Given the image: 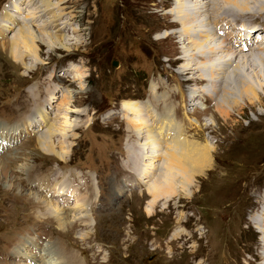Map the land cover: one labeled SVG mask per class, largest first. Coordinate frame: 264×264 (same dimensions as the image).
I'll use <instances>...</instances> for the list:
<instances>
[{
    "label": "rangeland",
    "instance_id": "374dc122",
    "mask_svg": "<svg viewBox=\"0 0 264 264\" xmlns=\"http://www.w3.org/2000/svg\"><path fill=\"white\" fill-rule=\"evenodd\" d=\"M10 1L0 0V25L9 19L10 26L0 28V264H43L48 249L53 251L48 259L62 255L69 260L67 255H75L79 264H259L261 234L251 219L255 209L261 221L264 217V116L260 113L264 108L234 109L225 120L215 111L216 98L202 94L196 101L194 94L198 95L202 84L206 89V84L191 81L198 80L193 78L198 74L183 73L185 44L190 43L176 11L180 3H186L184 10L192 13V4L205 0H61L64 12L57 10L62 18L51 31L56 36L63 32L60 29H67L63 43L68 49L38 41L39 59L21 47L24 63L11 51L18 30L30 27L38 40L48 36L41 33L40 19L31 17L29 0L14 1L9 10L13 11L6 13ZM217 1V8L199 12L197 19H205L206 29L226 44L218 25L227 20L234 28L240 14L235 15L234 5ZM252 7L259 9V5ZM216 9L222 12L215 13ZM257 13L245 12L240 19ZM230 40L238 41V37ZM235 43L238 53L243 43ZM252 46L236 59L258 50ZM232 68L224 72L230 75L227 83ZM241 70V76L248 71ZM232 82L228 86L236 89ZM142 100L150 103L155 115L177 117L183 125L181 136L200 145L211 144L213 161L203 166L202 174H186L173 167L166 148L173 138L154 148L157 144H148L146 132L138 137L132 122L143 115L133 110L131 114L129 105L144 104ZM32 115L39 119L30 120ZM24 119L28 127L22 126L16 136L7 135L5 128ZM149 121L156 131L158 124ZM36 126L42 129L34 131ZM41 135L52 140L64 157L39 149ZM155 152L160 153L157 169L149 168ZM122 153L129 157L121 167ZM133 156L142 160L143 170L133 169L136 165L129 159ZM160 166L162 177L174 181L176 193L151 203L147 181L154 182ZM71 171H81L83 183L92 185L87 190L80 185L81 195L89 199L76 193L44 198L46 184H29L54 174L58 180L63 172V181L52 183L71 185ZM180 180L188 183L187 190L182 185L178 188ZM50 199L67 211V217L60 220L51 215L55 211L47 207ZM82 199L88 212L76 210ZM74 216L83 217L72 222ZM46 248L48 253L43 251Z\"/></svg>",
    "mask_w": 264,
    "mask_h": 264
},
{
    "label": "bare ground",
    "instance_id": "6f19581e",
    "mask_svg": "<svg viewBox=\"0 0 264 264\" xmlns=\"http://www.w3.org/2000/svg\"><path fill=\"white\" fill-rule=\"evenodd\" d=\"M14 1H16V0L10 1V3H8L6 13L13 11V10H11V11H9V10L12 9L10 7L13 6ZM29 1L30 2H28V4H30V6L28 5L27 7L32 8V10H31L32 14L30 13V15H32L31 17H33L34 20H36V21H38L40 19L41 23H39L38 26L42 30L41 33L43 32L44 35L48 36V39L40 38V40H38L37 37L34 36L33 31L31 29H29L30 27H28V28L22 27L21 29H19L18 32L13 36V39L11 40L12 41L11 51H12L13 55L15 54L16 57H18L20 60H22L21 61L22 63H24L23 59L25 56L24 55L25 52L23 49H25V51L28 52L29 54L30 53L33 54L35 59H39V57H40V54H41L40 45L41 44L45 45V43L46 44L50 43L51 46H60V47L68 49L67 44L63 43L64 38H65L63 32L67 31V29H60L63 32L60 31L61 33L55 34L56 36H54L52 31H51L53 29V27L57 24V21L59 20V18H62L57 13V10L59 11V13H60V11L62 13L64 12V8H62V6H60L62 4L61 0L59 2H54L53 0H29ZM180 1L181 0H178V3H180ZM225 1L228 4L234 5L237 8V9H235V12H236L235 15L238 16V13L240 14L239 17H236L233 24L231 23L234 28H231V25L230 26L228 25L227 20H224L225 23H223L222 25H218L219 31L218 30L217 31L219 33H222V35L224 36V41L226 40V42H227L226 44H223L217 38L219 35L216 38L214 37L215 35L211 31L212 29L211 30H208V28L206 29V26H207L206 22L207 21H205V19H203V20L197 19L198 16H200V13H203L204 11H208L210 8H217L216 7L217 6L216 3L218 2L217 0H214L211 2L209 0H205L204 2L200 1V2H196V3L192 4V13L188 12L189 10L188 11L184 10V9H187L186 3L185 4L180 3L178 5L176 13L178 15L177 16L178 21L183 24L182 31L183 30L185 31V36L188 37V40L190 43L189 45L185 44V46H186L185 50L188 53H184V55H183V73H185V74L192 73L193 75L198 74V76L193 77V78H197L198 80H191V81L196 82L198 85H201L202 83L206 84V89L202 88V87H205L202 84V87L200 88L198 95H202V94L208 95V97H210L211 99H214V100L216 98V105L214 107L215 111L219 112L221 114V116L225 120H227L232 116V111H234V109H241V108H244L245 106H247V107L249 106L252 109V108H255V106H257V105H260L261 107L264 108V82H263L264 81V42L261 40H259L257 42L254 41L257 38L256 33L261 34V31H263V29H264V1L263 0H224V2ZM202 2H203V5H202ZM255 5H259V7H258L259 9L254 8V7L250 8V6H255ZM179 7L180 8L183 7V11L180 10ZM24 8L26 10V7H24ZM230 8H232V7H230ZM221 9L224 10L223 8H221ZM258 10L263 11V13L262 12L257 13ZM244 11L246 13H252V14L257 13L258 15H254L252 17L248 16L246 19H244V18L240 19V16L242 14H245ZM4 12H5V10H4ZM220 12H222L220 9H216L215 13H220ZM232 12L230 11V13H232ZM28 13H27V15H28ZM14 14H16V13H14ZM259 17H261V18L257 19ZM6 19H7V17H6ZM217 20H218L217 18L214 20V24ZM6 22H7V24H4L2 26L0 25V28L2 27V28H5V30H7V28L10 27L8 25L9 19H7ZM241 22H244L250 26V30L248 31L247 34L241 33L240 30L242 28L239 26V24ZM12 24H14L13 21H12ZM67 25H68V22L64 21L62 26H65V28H66ZM235 26L236 27L238 26L237 27L238 29L235 28ZM226 27H228V28H226ZM58 28H61V27H58ZM239 36H241L242 38L239 39ZM41 37H42V35H41ZM237 37H238V41H241V43L244 44V45L240 44V46H243V49H240V51L238 53H237V51H238L237 48L233 49L236 46L235 42H238V41H231L230 40V38L231 39L233 38V40H236ZM258 37H260V35ZM38 41L40 42V45H38ZM252 45L256 46L254 48H258V50H256L253 53L247 54V55L245 54L244 56L241 57V59H236L237 55H243V51H245V53H246V51L249 50ZM21 47H23V49ZM233 50L235 52H233ZM250 51H251V49H250ZM232 62H234V63L232 64ZM232 65H233L232 73H231L232 77L229 80L231 82L232 81L236 82V85H234V86H236V89H233V87L231 88L228 86L231 82L227 83L228 82L227 76L230 77V75L224 73L226 71V69ZM242 68H246V70L248 69V71H245V73L242 72V76H241L240 70ZM241 71H243V70H241ZM239 76H241V77H239ZM196 83H194V84H196ZM232 84H233V82H232ZM150 89H151V85H150ZM208 90H210V91H208ZM211 91H213V93H211ZM230 95H232V97ZM217 98H219L218 101H217ZM125 106H127V105H125ZM45 109H46V105H45ZM129 110L131 111V114H133V111H134V113L137 112V113L143 115V117L141 119H139V121H136V122L133 121L132 122L133 128L136 129V131H138V133H137L138 137L143 138V135H145L147 133L146 135L148 136V144H151V145L157 144L156 145L157 147H154V148H162V147H160L163 144L162 140H164V139L170 140L173 138V140H171V142H169V144L166 145L167 156H169L171 158V160L175 163V165L171 164V165H173V167L175 166L176 168L182 170L186 174L189 173V171H191L193 173H199L200 172L202 174L203 166H206V164H209L211 161H213V148H212L211 144L209 142H205L203 145H200L199 142H197V141L188 140L189 138H187L186 136H181L180 130H182V132H183V125L179 124V122L177 121V119H178L177 117L174 118L170 114L169 115H160L159 114V116L155 115V110H152L151 106L146 102L144 104L141 103V105H137L136 103H135V106L129 105ZM260 113L263 114V116H264V112H260ZM38 114H39V117H41L40 115H43L42 110H40V113H38ZM146 114L148 115V117H146ZM29 118H30V120H32L34 118V120H36V121L39 119L35 115H32ZM46 118L47 117L45 116L44 118H40V119L45 120ZM149 119L151 120V123L153 126H155V124L156 125L158 124L156 131H155V127L153 128L154 130L151 129L152 126L150 127L151 124H150ZM182 123H183V121H182ZM22 126L28 127L27 121L25 119L23 121H21L19 124L13 125L11 128H5L4 127L5 128L4 130L7 131V135H10V137H12L13 135L14 136L18 135V132ZM181 126H182V128L180 129ZM37 127L38 126L35 127L34 131L35 130L39 131L40 129H42V128L37 129ZM52 127H53V125L49 126V128H48V130L50 131L49 135L53 134V132L51 130ZM131 134H133V133H131ZM44 135H46V134H44ZM44 135H41V137L37 141L38 148L41 149L42 151H44L45 153L54 154L59 158H63L65 153L57 151L54 147L53 141L48 140ZM135 136H136V134H135ZM182 137H183V140L179 141L178 139H182ZM136 138L137 137H135V139ZM1 140H2V138L0 136V147L2 146ZM146 143H147V140H146ZM148 144H145V147ZM158 145H160V146L158 147ZM137 154H136V156L138 157ZM153 156L155 157V159L150 158V161H154V162L151 163V166L149 168L154 166L153 169H157L158 164L155 163V160H156V157L160 156V153L155 152ZM137 157L133 156V157H130L129 159L133 162L134 165H136V166H134L133 169L140 167L139 171H141V170H143L142 163H141L142 160L139 158V161H138ZM160 168H161L160 173L159 174L157 173L158 176L154 180V182L149 183L150 180L147 181L148 185H147L146 190H147L148 194L150 195L151 200H149V201L151 203H155L158 200H161L162 198L167 199L176 193V190H174V189H176L177 187H173L175 184L174 181L169 182L164 174H163L164 176L162 177V173H163L162 168L163 167L160 166ZM176 168H174V169H176ZM148 171H152V169L151 170L148 169ZM60 173L61 174H59L58 180L63 179V177H61L63 175L62 174L63 172H60ZM64 173H66V172H64ZM70 173H72V176L69 178L71 185L59 187L57 185L58 182L55 184L52 183V182L58 181L57 179H55V178H57V176H54L55 174L52 177L49 176L50 178H48V179L44 177L45 179H43V180L37 179L36 181H32L29 184L32 186H35V187L38 186V183H40V182H41L40 186H42L43 184H46L45 194H47V195H44V198H46L47 196L48 197L57 196V197L61 198L62 195L67 194V193H70V194L74 193V195L76 193L80 196L82 194L81 193L82 190L80 189V185L84 184L83 186H85L84 189H86V190H87V188L92 186L89 183H86V182L83 183V179L85 176L78 175L74 171H71ZM143 173H145V171H142L141 173H138V174L141 175ZM172 173L175 174V172H172ZM40 175H44V173H42ZM170 177H172V175ZM51 179L52 180L55 179V180L52 181ZM185 180H182V181L180 180L181 182L177 183L178 188H180L182 185L183 191L187 190L189 188V187H187L188 183ZM94 185H95V183H94ZM136 185L139 186L138 183H136ZM74 186L77 187L76 190H75ZM81 188H83V187L81 186ZM79 196L77 197L78 199L80 198ZM82 197H84V199L88 198V196H86V195H83ZM82 201H84V200L82 199V200L77 201V204L79 203L80 205L77 206L76 210H82V211L88 212L89 211L88 206H86L85 203L83 204ZM47 202H48L47 207H52L54 209L55 213H53L51 215H53L56 219L61 220L64 217H67V216H64V213H66L67 211H63L62 210L63 207L58 206L57 203L55 205L53 203L54 201H52L51 199L48 200ZM82 205H84V206H82ZM150 206H151V204H150ZM84 216L87 217V214H85ZM82 217L76 216L74 219H70V220L72 222H74V221H77L76 219L82 220ZM70 220H68V221H70ZM251 220H252V222H254L255 227L258 228V232H260V234H261L260 245L263 247L262 241H264V217H263L260 224L257 223L258 220L255 218L251 219ZM46 250H47V248L43 251H45L46 253L49 252L48 255H50V253L51 254L53 253V251H51L49 249H48V252ZM23 255L24 254H22V256ZM48 255L47 256L43 255V258H42L43 264L45 261L47 263L49 262L48 264H79V261H80L77 259V256H75V255H67L66 257H68L69 260H66L64 258V256H62V255L59 256L60 259L57 258L56 260H51V258L48 259ZM260 258H261V260H264V254L263 255L260 254ZM54 259H55V257H54ZM38 260H39V258H37V261ZM57 260H59V262ZM260 264H264V262L260 263Z\"/></svg>",
    "mask_w": 264,
    "mask_h": 264
}]
</instances>
